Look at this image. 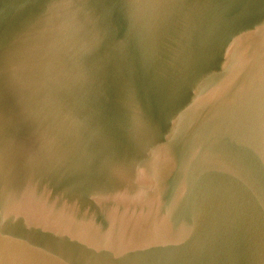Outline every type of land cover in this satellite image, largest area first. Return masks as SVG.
Instances as JSON below:
<instances>
[{"label": "water", "instance_id": "water-1", "mask_svg": "<svg viewBox=\"0 0 264 264\" xmlns=\"http://www.w3.org/2000/svg\"><path fill=\"white\" fill-rule=\"evenodd\" d=\"M0 264H264V0H0Z\"/></svg>", "mask_w": 264, "mask_h": 264}]
</instances>
